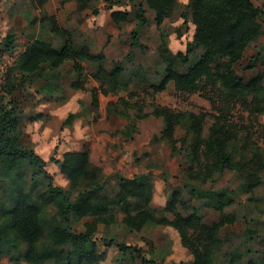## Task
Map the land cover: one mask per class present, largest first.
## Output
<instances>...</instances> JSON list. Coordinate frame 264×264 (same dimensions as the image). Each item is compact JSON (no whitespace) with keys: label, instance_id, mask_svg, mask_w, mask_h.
Returning a JSON list of instances; mask_svg holds the SVG:
<instances>
[{"label":"trees","instance_id":"obj_1","mask_svg":"<svg viewBox=\"0 0 264 264\" xmlns=\"http://www.w3.org/2000/svg\"><path fill=\"white\" fill-rule=\"evenodd\" d=\"M30 1L39 7L45 2ZM76 1L84 4L88 0ZM103 1L111 9L110 18L114 24L127 21V11L112 10V6H122L124 1ZM178 2L141 0L135 11L137 22L129 36L130 51L121 60L112 62L110 67L105 65L106 56L103 52L93 53L84 44H77L72 32L60 26L53 16L47 21L50 31L61 40L60 45L54 46L40 37L26 43L15 61L21 81L14 82L7 78L0 91V177L8 179L0 191V258L8 257L11 264H45L47 261H53L54 264H100L106 259L107 249L116 247L121 253L140 258L142 264H155L154 260L143 256V250L136 245L119 243L107 237L97 240L95 233L98 225H109L116 220L111 212L112 206L119 208L123 214L122 223L131 232L142 230L148 223L169 226L175 230L181 247L192 256L189 264H212L214 252L229 241L231 234L222 236L220 232L226 224L236 221L233 214L224 212V208L232 203V197L238 195L234 190L205 189L191 183L183 185L191 197L201 201L202 207L221 213L214 222H203L197 211L187 213L179 187L173 190L164 207V211L170 212L172 218H158L152 207L154 187L150 174L140 173L132 177L114 174L106 177L100 167L92 164L89 151L85 148L65 151L59 159L50 158L67 180V187L64 188L54 182V174L46 169L47 162L24 139L25 133L19 119L21 103L16 93H22L25 89L22 81L36 74L42 65L56 68L71 61L77 80L70 87L83 90L81 62L92 63L94 68L91 77L98 86L91 90V103L96 108L98 94L127 91L125 77L128 68L125 62H131L134 48L141 46L140 30L148 23L144 6L153 11L154 20L159 25L171 17ZM91 12L96 15L98 8L93 7ZM180 17L185 28L189 22L194 25L185 52H173L166 41H162L158 53L163 68L158 79L151 80L141 65L132 66L131 76L135 78L138 89L152 97L165 91L169 83L180 94H190L202 85H211L214 91L218 90L228 98L250 96V101H246L248 107L251 106L250 112L263 111L264 106L260 105V101L264 100L260 97L264 91L262 75L245 80L235 66L244 59L251 42L264 33L259 23L261 17L264 20V3L258 7L251 0H188ZM15 42V35L8 31L0 41V56L9 53ZM253 62L254 57L245 69L253 68ZM40 78L39 75L35 80L29 79L28 86ZM42 92H53L47 80H43L36 89V93ZM121 100L119 102L129 105ZM150 114L161 118V135L171 142L172 149L176 148L177 143H180L179 150L186 149L190 180L205 182L217 172L226 169L244 170L248 166L239 187L241 191L250 194L261 184L260 172L264 168L260 160L252 166L248 162L253 157L246 163L242 161L243 155L237 161L234 160L230 147L237 137L221 113L212 117L213 123L206 136L203 135L202 115L175 112L158 105L153 106ZM40 116L41 113H36L34 118ZM66 122L71 123L70 116ZM178 127L184 130L182 137L175 136ZM254 156H257L256 153ZM26 170L30 171L27 183L23 181ZM111 178L115 180V187L109 193L107 179ZM38 186L43 188L39 190ZM48 206L55 209L51 224L48 223ZM77 223H82L79 230L73 228ZM242 238H251L248 227L243 231ZM98 243L102 244L103 249ZM242 258L237 248L230 249L224 253L220 264H264V260L256 263L248 259L243 262Z\"/></svg>","mask_w":264,"mask_h":264},{"label":"rangeland","instance_id":"obj_2","mask_svg":"<svg viewBox=\"0 0 264 264\" xmlns=\"http://www.w3.org/2000/svg\"><path fill=\"white\" fill-rule=\"evenodd\" d=\"M121 1L125 4L114 5L112 10H125L129 16L126 22L116 25L110 18L111 9L107 8V3L103 0H88L84 4L76 0H45L40 7L30 0H0V41L8 31L16 38L11 51L0 56V91L7 78L14 82L21 81L15 69V61L26 43L40 37L54 46L60 45L61 40L50 31L47 19L51 16L55 17L60 26L72 32L77 44H84L93 53L103 52L107 67H110L112 62L121 60L130 51L129 36L136 25V6L141 0ZM187 1L179 0L171 17L159 25L154 20L153 11L144 6L148 23L140 30L141 46L134 48L131 62H125L128 68L125 77L128 90L108 95L98 94L97 108L91 103V90L97 88L98 83L91 77L94 66L90 62H81V81L85 87L83 90L70 87V84L77 80L71 61L56 68L42 65L36 74L22 81L25 89L23 94L16 93V97H19L21 103L19 119L25 133L24 139L47 162L46 169L54 174V182L64 188L67 187L66 179L58 172L50 158L58 159L66 149L88 147L82 136L87 139L94 136L99 143L104 141L105 149L99 152L98 157L102 174L106 177L114 174L125 177L140 173L150 174L154 187L152 207L158 218H172V214L164 211V207L173 190L179 187L186 202V212L197 211L203 222H214L221 213L202 207L201 201L191 197L183 185L191 183L205 189L234 190L238 195L232 197V203L224 208V212L233 214L236 221L221 229L222 236L231 234L230 239L214 252L212 264H220L224 253L234 248L242 254L243 262L253 259L258 263L264 260V169L260 172L261 184L250 194H245L239 188L248 166L244 170L226 169L217 172L205 182L190 180L186 149L179 150L180 143L172 149L171 142L161 135V118L150 113L153 106L158 105L175 112L202 115L204 136L213 123L212 117L221 113L229 129L237 137L232 142L233 147H230L234 160L237 161L243 155L242 161L246 163L253 157V160L248 162L249 166L260 160L264 168V110L251 113V106L248 107L246 102L250 101V96L228 98L218 90L214 91L211 85H202L190 94H180L174 85L169 83L165 91L151 97L138 89L135 78L131 76L132 66L138 64L151 80H156L162 75L163 63L158 53V46L162 41H166L168 48L173 52H185L186 43L191 40L194 32V25L189 22L185 28L180 17ZM251 1L258 7L264 3V0ZM93 7L98 8L96 15L91 12ZM259 23L264 28L262 17ZM253 57L255 66L245 69ZM235 69L245 80L261 74L264 86V33L251 42L244 59ZM39 75L40 80L28 86V80H35ZM43 80H47L53 87L52 93H36ZM260 97L264 99V91ZM119 99L129 105L119 102ZM260 105L264 106V100L260 101ZM36 113H41V116L34 118ZM135 115L139 117L136 118ZM68 116L71 117V123L66 122ZM183 135L184 130L178 127L175 136ZM55 143L56 147L53 146ZM29 178L30 171L26 170L23 181L27 183ZM4 181L8 179L0 177V191ZM107 186L110 193L111 188L115 187V180L107 179ZM42 188L38 186L39 190ZM46 210L48 223L51 224L55 209L48 206ZM111 212L116 220L109 225H99L95 233L97 240L107 237L114 238L119 243L136 245L143 250L142 255L147 259H155V264H189L192 260L191 254L181 247L178 235L171 227L148 223L142 230L131 232L122 223L123 214L119 208L112 206ZM246 227L251 231V238L243 240L242 233ZM73 228L79 230L82 223L74 224ZM98 244L103 249L102 244ZM248 248L251 251H247ZM0 264L11 262L8 257H1ZM45 264L54 262L47 261ZM100 264L142 262L136 256L121 253L116 247H110L107 249L106 259Z\"/></svg>","mask_w":264,"mask_h":264},{"label":"crops","instance_id":"obj_3","mask_svg":"<svg viewBox=\"0 0 264 264\" xmlns=\"http://www.w3.org/2000/svg\"><path fill=\"white\" fill-rule=\"evenodd\" d=\"M83 134V133H82ZM82 140H85L86 144L88 145V147H79V148H71V149H66L65 151H70V150H81L82 148H85L89 151V158L90 161L92 162V164L98 166L99 165V152H103L105 147H104V141L99 143V140L97 138H95L94 136H92L91 138L87 139L84 136H82ZM84 142V141H83ZM56 147V143L53 145ZM54 149V148H53ZM65 151H62L65 152ZM60 158V157H59ZM58 158V159H59ZM57 170L59 172L58 166L56 165ZM99 167V166H98ZM101 168V167H100ZM60 173V172H59ZM61 174V173H60ZM62 175V174H61ZM63 176V175H62ZM65 178V177H64ZM67 182V180H66ZM67 184V183H66ZM99 227V225H98ZM158 259V258H157ZM155 261V259H154ZM23 264V263H22Z\"/></svg>","mask_w":264,"mask_h":264}]
</instances>
